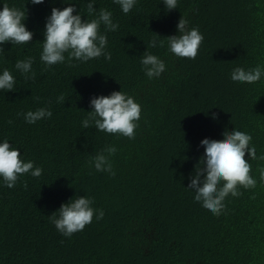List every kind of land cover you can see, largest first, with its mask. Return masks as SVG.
<instances>
[{
    "label": "trees",
    "instance_id": "obj_1",
    "mask_svg": "<svg viewBox=\"0 0 264 264\" xmlns=\"http://www.w3.org/2000/svg\"><path fill=\"white\" fill-rule=\"evenodd\" d=\"M88 2L0 0V9L25 5L24 23L33 33L28 44L0 45V74L8 69L16 81L14 91H0V143L7 139L22 160L43 170L38 178L21 176L13 188L0 178V264H264V161L246 154L257 185L229 195L220 216L187 189L205 138L243 131L257 157L264 154V77L252 84L231 79L235 67L264 68V0H178L170 11L162 0H137L128 14L113 0H95L96 13L111 11L119 25L100 29L111 59L69 61L65 53L64 63L46 67L40 55L51 9L72 3L73 14L90 21ZM180 17L204 36L194 60L168 47ZM155 34L163 47H149ZM145 51L165 63L160 77L146 76ZM27 57L34 59L35 79L15 68ZM120 90L142 108L135 139L82 128L91 98ZM61 94L66 100L57 103ZM42 107L52 116L35 124L17 115ZM110 145L117 149L110 157L115 176L89 164ZM82 196L104 216L65 237L49 215Z\"/></svg>",
    "mask_w": 264,
    "mask_h": 264
},
{
    "label": "clouds",
    "instance_id": "obj_2",
    "mask_svg": "<svg viewBox=\"0 0 264 264\" xmlns=\"http://www.w3.org/2000/svg\"><path fill=\"white\" fill-rule=\"evenodd\" d=\"M32 4H41L44 0H28ZM118 4L124 14H128L137 4V0H113ZM166 11L177 9L178 0H162ZM95 0H89L86 5L87 13L95 18L89 20L81 19L79 12H76L74 4L64 7L62 10L56 7L51 9V14L46 18L44 40L42 42V53L40 60L46 67L65 62V53H68V60L87 62L92 59L104 56L106 60L111 59V53L106 52L107 36L102 34L101 25L106 31H116L118 23H113L112 12L100 9L98 13L94 8ZM27 9L10 7L4 4L0 9V45L28 44L32 41L33 33L29 31L24 21L26 20ZM177 35L166 37L171 53L179 58L195 59L199 48L204 41V36L196 27L189 28V21L180 17L176 25ZM155 37L149 42V47H163L164 41H157ZM5 53L0 47V54ZM34 59L27 57L18 60L15 68L24 75L25 80L35 79V72L32 70ZM144 72L149 79L158 78L166 70L165 63L156 55L143 54L141 59ZM30 74V75H29ZM264 77V68L257 65L253 69L245 70L243 67H235L231 72V79L234 82L252 84ZM16 81L8 69L0 74V91H14ZM65 96L57 97V103H64ZM91 111L82 120V128L89 129L95 126L98 131L107 134L120 135L128 139H135L138 121L141 119L142 108L135 102L134 98L120 91H113L107 96H96L90 100ZM22 115L28 124H35L37 121L50 118L52 112L49 108H38L35 111L18 113ZM213 119L216 115L213 114ZM9 124L12 121H8ZM223 139H203L200 144L204 147V155L199 158L194 166V172L190 176V183L187 189L192 190L194 201L200 202L214 216H220L225 211V199L240 197V188L253 189L257 180L251 175L252 166L248 158L264 161V154L257 157L255 146H251L252 136L243 131L233 129L231 132L225 130ZM117 149L108 146L97 153L89 164L97 172H107L115 176L110 157L115 155ZM42 168L35 167L32 161L25 162L21 159L18 148H14L7 139L0 143V178L4 185L13 188L18 179L25 174L33 177L42 175ZM260 180L264 182V168L259 169ZM27 188V183H24ZM93 199L82 196L70 199L69 202L61 204L60 208L49 215L50 222L56 230L65 237H71L74 233L83 231L92 223L93 217L100 220L104 216L102 209L92 207ZM58 213V216H57Z\"/></svg>",
    "mask_w": 264,
    "mask_h": 264
}]
</instances>
